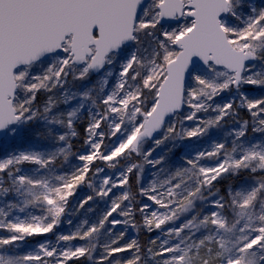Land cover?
Listing matches in <instances>:
<instances>
[{"label":"snow or ice","instance_id":"obj_1","mask_svg":"<svg viewBox=\"0 0 264 264\" xmlns=\"http://www.w3.org/2000/svg\"><path fill=\"white\" fill-rule=\"evenodd\" d=\"M0 264H264V0H0Z\"/></svg>","mask_w":264,"mask_h":264},{"label":"rangeland","instance_id":"obj_2","mask_svg":"<svg viewBox=\"0 0 264 264\" xmlns=\"http://www.w3.org/2000/svg\"><path fill=\"white\" fill-rule=\"evenodd\" d=\"M214 135H217V134L214 133Z\"/></svg>","mask_w":264,"mask_h":264}]
</instances>
